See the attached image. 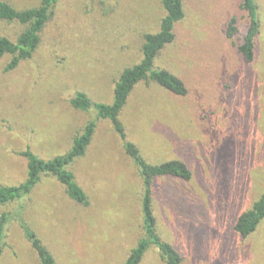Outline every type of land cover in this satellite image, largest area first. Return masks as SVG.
Returning a JSON list of instances; mask_svg holds the SVG:
<instances>
[{
	"label": "rangeland",
	"instance_id": "374dc122",
	"mask_svg": "<svg viewBox=\"0 0 264 264\" xmlns=\"http://www.w3.org/2000/svg\"><path fill=\"white\" fill-rule=\"evenodd\" d=\"M18 10L40 0H3ZM162 0H57L30 60L7 71L0 60V184L28 179L31 151L51 160L66 154L90 122L96 131L70 170L88 196L76 203L54 177H43L6 215L0 264H40L23 225L58 264H125L144 238V183L111 123L71 105L78 92L113 101L122 72L142 59L143 36L155 33ZM242 0H185L175 42L155 63L184 81L185 97L151 82L139 84L120 119L127 140L151 165L185 163L190 181L156 179L152 206L160 238L182 264H264V220L242 238L235 225L264 194V0L255 60L246 64L227 37L231 20L248 23ZM25 27L0 21V37L16 41ZM141 264H165L150 247Z\"/></svg>",
	"mask_w": 264,
	"mask_h": 264
},
{
	"label": "trees",
	"instance_id": "16d2710c",
	"mask_svg": "<svg viewBox=\"0 0 264 264\" xmlns=\"http://www.w3.org/2000/svg\"><path fill=\"white\" fill-rule=\"evenodd\" d=\"M165 12L155 33L143 36L142 59L139 63L125 69L115 83L113 101L109 104L94 103L87 94L78 92L71 100L74 109L96 112L97 118L109 121L117 135L123 141L126 155L137 166L144 183L142 198V214L144 238L131 251L125 264H141L150 247L155 248L165 264H182L179 252L170 243L163 241L157 232V220L153 212L152 196L153 184L156 179L174 178L180 181H190L192 173L188 166L172 160L159 165L149 164L141 155L138 147L127 140L125 127L120 119L121 113L128 103L130 96L141 83H155L165 91L177 96L185 97L188 88L184 81L167 69L155 68L160 54L171 46L176 39L175 27L185 18V0H162ZM57 0H40L38 7L18 10L10 3L0 0V21L17 23L25 30L12 41L0 37V60L11 56L12 60L7 71L16 69L23 61L30 60L42 42V34L50 19L54 15ZM241 9L247 13L248 23L241 32L236 20L230 21L227 37L236 41L241 58L246 64L255 60L256 43L261 30L259 7L256 0H242ZM96 131V123L90 122L73 140L72 148L64 155L51 160H44L31 151L22 154L28 161V179L19 186H3L0 184V206H11L29 196L43 177H54L65 188L67 195L76 203L87 206L88 196L70 170L72 165L82 158L92 143ZM264 220V194L253 207L240 215L235 231L242 237L252 235ZM7 217L4 215L0 222V255L2 254V240L5 234ZM26 239L36 253L40 264H58L53 254L45 247L36 233L23 225Z\"/></svg>",
	"mask_w": 264,
	"mask_h": 264
}]
</instances>
